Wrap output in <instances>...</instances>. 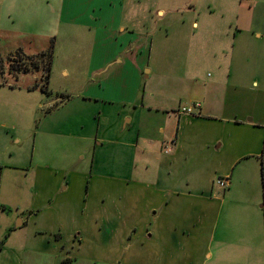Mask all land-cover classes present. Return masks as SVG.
<instances>
[{
  "label": "crops",
  "instance_id": "crops-1",
  "mask_svg": "<svg viewBox=\"0 0 264 264\" xmlns=\"http://www.w3.org/2000/svg\"><path fill=\"white\" fill-rule=\"evenodd\" d=\"M167 2L159 0L157 13L145 18L159 31L121 43V52L142 55V70L149 66L145 78L154 81L146 91L138 82L129 87L111 78L117 61L92 69L75 97L40 105L46 109L41 143L60 146L55 155L65 145L73 151L53 164L40 157L35 163L33 155L24 174L28 205L15 214L20 226L3 229L14 253H31L24 264H205L212 248L227 264H264L262 215L251 212L249 219L242 207L234 221L225 209L232 198L242 204L241 165L264 146V0ZM125 3L0 0L3 49L44 53L38 41L63 37L68 26L98 40L107 26L93 12L104 10L115 20L118 12L123 17ZM76 9L89 18L70 19ZM51 15L55 31L47 25ZM177 53L186 60L176 62ZM37 76L14 77L25 83L20 91L30 94L32 114L35 87L25 79ZM195 104L193 114L178 113ZM18 121H12L13 133ZM171 141L175 145L165 153ZM13 169V163L1 165L0 180ZM218 178L227 179L226 188L216 185ZM215 218L220 229L219 221L212 225ZM3 244L1 252L9 247Z\"/></svg>",
  "mask_w": 264,
  "mask_h": 264
},
{
  "label": "rangeland",
  "instance_id": "rangeland-1",
  "mask_svg": "<svg viewBox=\"0 0 264 264\" xmlns=\"http://www.w3.org/2000/svg\"><path fill=\"white\" fill-rule=\"evenodd\" d=\"M185 1V0H184ZM125 13L121 18L119 12L113 20L112 15H108L104 10H98L97 14L93 12L97 17H101L99 21H103V25L107 26L104 28L103 35L97 40V36L94 37L92 33L86 29H80L68 26L65 28V35L60 37L59 33L56 39L48 40L42 37V40L38 41L39 49H43L45 54L50 55L49 61V80L47 86V93L41 91L42 77L41 72H36L33 70L32 66L28 70V75L36 74L37 79H29L27 77L25 82L29 85H33V114L30 113L31 108L26 106L28 103L27 92H21L20 89L25 90L23 81L16 80L14 77L17 76L16 73H12L11 64L17 62L18 58L15 56L14 50L8 51L3 49L5 43L0 40V166L6 163H13L14 169L1 178L0 182V247L1 245H8L6 249L0 251V264H24V261L30 260L31 253L22 252L14 253L11 249V239H7L4 236V227L9 224L12 227H16L19 217L15 216L17 210H22L24 206L28 205V200H26L25 194L22 192V187H24V174L30 172L31 166L34 165L32 158L35 156V163L40 157L42 161L50 163L52 159L56 157L63 156L69 157L71 151H73L70 145L63 146L62 150L56 155L54 152L59 151L60 146L47 144V147L41 143V138L43 132L40 133V127L43 124L44 114L46 109L40 107V105L46 102H51L54 104L56 99H62L66 97H75L82 87L87 82L89 73L95 67H106L110 63L119 61L117 65H113L111 72V78L115 81L125 80L129 87L135 86L136 82L140 83V92L146 91V86L153 85L154 77L145 78L148 76L147 71L149 66H146L143 70L140 66L142 62V55H128L126 52H121L123 50V44L127 42L129 36L132 35H147L151 37L155 34L156 30L159 28V24L154 21L145 18L149 16H154L157 13L155 8L159 0H125ZM183 0H179L182 3ZM247 2V1H245ZM250 2V1H249ZM167 6H170L169 0ZM85 3L82 4V6ZM166 4V3H165ZM164 4V5H165ZM97 7H105L104 4ZM129 8V9H128ZM127 10V11H126ZM152 11V12H151ZM82 14V15H81ZM149 14V15H148ZM72 15H76L79 20L83 22L89 18V15H84L82 10L76 9L75 12H71L69 18ZM108 16V17H107ZM55 16L51 15L47 17V25L50 24L51 30L55 31L57 22L54 21ZM91 19L93 16L91 14ZM116 29H111L115 22L120 23ZM95 23L97 20H93ZM29 30L35 29L33 27H28ZM62 31V29H61ZM115 33H114V32ZM159 31V30H158ZM14 47L15 44H10ZM119 50L121 52L118 54V58L115 54ZM40 54V53H38ZM35 53L28 54L29 56L38 55ZM172 52L168 51V58L171 57ZM8 55V56H7ZM12 55V56H11ZM176 62H184L186 59L181 57V53L176 54ZM180 55V56H179ZM17 59H14V58ZM174 59V58H173ZM19 60V59H18ZM48 61V60H47ZM102 61H105L103 64ZM18 63H27V60H19ZM44 63H39V67ZM134 75H138V79H135ZM2 79V80H1ZM82 89V90H81ZM132 93V91H131ZM27 94V95H26ZM133 94V93H132ZM11 105V106H10ZM15 115V117L11 116ZM18 121L16 130L14 132L11 129L12 121ZM13 135L11 136V134ZM47 142H50L47 141ZM42 149V151H41ZM47 149L53 152L51 155L48 154ZM36 151V152H35ZM41 152V156H40ZM32 164V165H30ZM53 164V162L51 163ZM261 161L260 156L255 158L253 161H244L241 165V170L238 179L242 181V186L237 191V199L241 200L240 204L238 201L231 199V202L225 205V209L230 213L229 218L233 219L235 216V211L242 208L248 211V217L251 219V212H257L262 215L264 220V212L260 208L263 205V190L261 186L260 177ZM19 196V198L17 197ZM16 205H19L17 208ZM4 206L5 211L2 213ZM226 210L222 212V218L224 214L228 213ZM225 212V213H224ZM234 220V219H233ZM219 221V220H218ZM215 218L212 225L218 222ZM235 221V220H234ZM220 221L218 223L220 229ZM222 224V222H221ZM223 228V227H222ZM233 229V228H232ZM9 233V230H7ZM7 235V234H6ZM7 239V240H6ZM7 242V244H6ZM14 250V249H13ZM213 257L205 262V264H227L223 262L222 258L219 256L217 250H213ZM233 261V259H231ZM230 264H235L233 262H228ZM37 264H44L42 261ZM73 264H103L101 262L88 263L79 262L78 260L73 262Z\"/></svg>",
  "mask_w": 264,
  "mask_h": 264
},
{
  "label": "trees",
  "instance_id": "trees-1",
  "mask_svg": "<svg viewBox=\"0 0 264 264\" xmlns=\"http://www.w3.org/2000/svg\"><path fill=\"white\" fill-rule=\"evenodd\" d=\"M20 61L23 60H27V63L21 64L18 63V59L15 57L14 59H17L15 61L14 64H11V69H12V73H16L21 74V73H28V70L30 69V66H32L33 70H35L36 72H41L42 77H41V81H42V85L41 87V91H43L44 93H47V86H48V80H49V61H50V55L47 53H41L38 54L36 56H25L23 55L21 52H16L15 55ZM48 60V61H47ZM41 67H39V63H44ZM30 65V66H29ZM260 161H261V168H260V177H261V185H262V190H263V200H264V146L260 155ZM262 211L264 212V202L262 205Z\"/></svg>",
  "mask_w": 264,
  "mask_h": 264
},
{
  "label": "built area",
  "instance_id": "built-area-1",
  "mask_svg": "<svg viewBox=\"0 0 264 264\" xmlns=\"http://www.w3.org/2000/svg\"><path fill=\"white\" fill-rule=\"evenodd\" d=\"M245 1H252V0H245ZM193 110H199L198 104H195L194 107H191V108L181 107L178 110V113L191 115V114H193ZM174 145H175V141H171L169 144L166 145V147H164V152L170 153L171 149ZM215 183L221 189H224L227 187V179H225V178H218Z\"/></svg>",
  "mask_w": 264,
  "mask_h": 264
},
{
  "label": "water",
  "instance_id": "water-1",
  "mask_svg": "<svg viewBox=\"0 0 264 264\" xmlns=\"http://www.w3.org/2000/svg\"><path fill=\"white\" fill-rule=\"evenodd\" d=\"M19 226H20V221H18L16 224V227H19Z\"/></svg>",
  "mask_w": 264,
  "mask_h": 264
}]
</instances>
